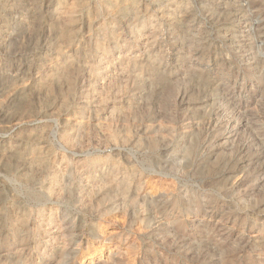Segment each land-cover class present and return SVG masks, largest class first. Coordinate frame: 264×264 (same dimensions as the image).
Segmentation results:
<instances>
[{"label":"rangeland","instance_id":"1","mask_svg":"<svg viewBox=\"0 0 264 264\" xmlns=\"http://www.w3.org/2000/svg\"><path fill=\"white\" fill-rule=\"evenodd\" d=\"M0 264H264V0H0Z\"/></svg>","mask_w":264,"mask_h":264}]
</instances>
